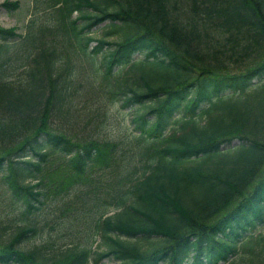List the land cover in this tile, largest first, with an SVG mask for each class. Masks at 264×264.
<instances>
[{"label": "trees", "instance_id": "1", "mask_svg": "<svg viewBox=\"0 0 264 264\" xmlns=\"http://www.w3.org/2000/svg\"><path fill=\"white\" fill-rule=\"evenodd\" d=\"M34 1L44 19L33 16L25 35L0 26L1 183L20 203L0 219V264L233 256L264 223V0ZM127 63L139 74L120 86L111 72ZM81 85L101 101L81 102ZM105 99L134 108L128 134L101 135ZM58 169L63 177L49 176ZM79 184L92 208L71 211L80 228L69 223V241L24 247L47 219V193L59 210L69 190V203L80 199ZM239 264H264V233Z\"/></svg>", "mask_w": 264, "mask_h": 264}, {"label": "rangeland", "instance_id": "2", "mask_svg": "<svg viewBox=\"0 0 264 264\" xmlns=\"http://www.w3.org/2000/svg\"><path fill=\"white\" fill-rule=\"evenodd\" d=\"M4 1L14 3L16 4L15 7H10L6 11L5 7H0V26L2 27H15L16 31L21 34L25 35L28 31V24L29 19L33 16H38V21H43L44 14H45V5L40 3L39 1L36 2L34 0H0V4ZM50 11L53 12V10L50 8ZM77 13L73 12L71 14V18H76ZM49 21V20H48ZM95 30V28H93ZM92 29V30H93ZM102 30L98 29L94 32V34H91L93 36L100 37L102 35ZM41 38V37H40ZM40 38H36V40H40ZM107 40L109 41H115L116 38L113 37H107ZM93 45V43H91ZM105 50H108V48H105ZM136 56H139L136 55ZM142 56V55H140ZM138 64V63H137ZM136 64V65H137ZM150 66H144V70H148ZM116 69V70H115ZM111 73H114L111 75L116 79V81L119 82L120 86L122 84H131L133 78L132 77H138L139 71H136L135 69L130 68L129 63L115 68ZM154 74V71L151 72V75ZM131 78V81H126L125 79ZM110 80H113L110 78ZM125 80V81H124ZM124 82V83H123ZM257 83H255L256 85ZM124 86V85H123ZM82 89L89 94V97L86 99H82L81 102H83L85 105H93V100L96 102H100L101 98L99 95L97 97L93 96L92 94L88 93L91 92L89 88L85 87L84 85H81ZM102 106L105 107L107 112V117L105 120V124L103 127V132L101 135L104 134V136H107L109 138H117L125 133H129L133 130V124L130 122V118L132 116L133 107H122L120 100H115V102H108L105 99V102H101ZM82 105L79 104V108ZM95 106V105H94ZM82 122V121H81ZM81 126V125H80ZM79 131H82L79 128ZM78 133V132H74ZM64 171L59 170L54 171L50 174L52 178H60L63 177ZM85 180L83 182H92V178H89L86 176L84 178ZM52 180V179H50ZM1 174H0V219H5L7 215L11 212H15L17 204L16 202H11L9 200L10 192L8 190H5V185L1 183ZM49 182V181H48ZM78 187H80L83 191V193L80 194V199L69 203V198L72 195V189L69 190L66 194L63 196V200L61 201V208L55 209L53 207V204L55 203V197L53 195V192L50 191L47 193L48 203L45 209L43 210L42 214L47 215V219L44 220L41 216L38 218V226H37V235L35 238L30 239L26 244H24V247H31L38 245L45 240H50L55 244L58 245H64V243L68 242L70 239V232H69V223L73 222L76 224L77 229L80 228V223L72 220L73 219V213L71 211L73 210H79V212H82L88 208H92V202L90 201V192H87V187L79 184ZM7 189V187H6ZM97 193V192H96ZM60 203V201H59ZM67 206V207H66ZM111 212H116V210H113V208H110ZM264 233V223L257 225L254 229L247 232L246 235L242 238V240L238 243L236 254L232 256L226 263L222 264H239L243 259L247 258L248 256V248L250 245L254 243L255 238ZM78 233H76L77 236ZM114 240H122V238L119 237L116 238L115 235L109 234ZM94 243L92 245L93 250H103L106 248V244L104 239L101 236V233L98 232L94 235ZM53 250L51 248H44L43 252L46 256H49V253H51ZM89 264H121L118 260L113 258H103L97 262L91 261Z\"/></svg>", "mask_w": 264, "mask_h": 264}]
</instances>
